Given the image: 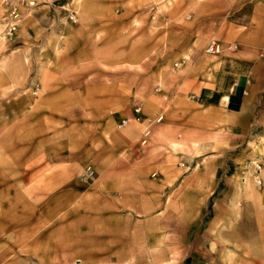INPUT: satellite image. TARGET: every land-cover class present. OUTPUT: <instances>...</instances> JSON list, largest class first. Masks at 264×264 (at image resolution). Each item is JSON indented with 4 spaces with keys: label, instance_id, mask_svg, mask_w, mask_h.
I'll use <instances>...</instances> for the list:
<instances>
[{
    "label": "rangeland",
    "instance_id": "obj_1",
    "mask_svg": "<svg viewBox=\"0 0 264 264\" xmlns=\"http://www.w3.org/2000/svg\"><path fill=\"white\" fill-rule=\"evenodd\" d=\"M30 1L0 0V213L25 218L0 230V264H264L257 154L180 191L233 151L188 104L264 0ZM223 61L214 97L239 67Z\"/></svg>",
    "mask_w": 264,
    "mask_h": 264
},
{
    "label": "crops",
    "instance_id": "obj_2",
    "mask_svg": "<svg viewBox=\"0 0 264 264\" xmlns=\"http://www.w3.org/2000/svg\"><path fill=\"white\" fill-rule=\"evenodd\" d=\"M252 18L247 31L244 33L247 45L242 50L228 51L227 55H224L225 59L229 58L230 61L233 60V63L239 66L235 69L234 82L229 86L227 94H220L217 97H214L213 94L214 91L217 93L221 91L217 82L224 67L223 60L225 59H222L218 65L210 68V72L214 70V79L208 83L204 81L202 85L206 88L209 87L211 94L206 95L207 97H203L202 100L197 95L189 101L191 104H188L193 108L189 111L193 118H210V124L217 129V135L219 133L225 134L229 138L228 143H233L231 147L227 145V151H233L228 153L227 159L217 157L215 160H210L205 168L200 169L199 167V170L195 168L183 182L196 183L199 181V186L184 184L180 191L192 188L203 189L206 181L202 180H207L208 173L212 175L211 181H213V177L218 180L219 167L223 168L227 164L238 165L245 156L257 154L264 163V24H262L264 15L259 9ZM259 46L262 48L256 53ZM216 86L218 89H215ZM178 99L179 97H172L171 99L169 97L168 104L170 105ZM168 108L170 113L175 112L179 115L183 113L182 110L175 109L174 106L170 105ZM250 149L252 150L250 151ZM238 169V166H235V171L228 177L225 174L219 179L236 181L239 176ZM54 176L57 175L53 174L49 179L55 180ZM262 176H264V171H262ZM191 200L189 203L186 200V205L190 204ZM24 219L22 214H10L8 211H3L0 213V230L4 231L10 225H16Z\"/></svg>",
    "mask_w": 264,
    "mask_h": 264
},
{
    "label": "built area",
    "instance_id": "obj_3",
    "mask_svg": "<svg viewBox=\"0 0 264 264\" xmlns=\"http://www.w3.org/2000/svg\"><path fill=\"white\" fill-rule=\"evenodd\" d=\"M23 1V0H21ZM33 0H31L29 3V5L33 4ZM20 16L19 13L17 11V7L13 6L11 7V9L9 10V14L5 23V34L6 35H11L12 33H14L17 29V22L19 20ZM207 52L209 53H218L219 52V46L218 44H216L215 42H210L207 46ZM135 112L138 114L137 116V120H140V115H139V109H134ZM162 119V116H158L156 118V121H160ZM122 123H125L124 120H122ZM150 130L148 128H146V130L143 133V143L146 142V137L149 135ZM250 168H251V176L253 177L254 181L256 182V184L260 185L261 184V177H260V172H261V164L256 162V161H251L249 164Z\"/></svg>",
    "mask_w": 264,
    "mask_h": 264
},
{
    "label": "bare ground",
    "instance_id": "obj_4",
    "mask_svg": "<svg viewBox=\"0 0 264 264\" xmlns=\"http://www.w3.org/2000/svg\"><path fill=\"white\" fill-rule=\"evenodd\" d=\"M261 185V184H260Z\"/></svg>",
    "mask_w": 264,
    "mask_h": 264
},
{
    "label": "trees",
    "instance_id": "obj_5",
    "mask_svg": "<svg viewBox=\"0 0 264 264\" xmlns=\"http://www.w3.org/2000/svg\"><path fill=\"white\" fill-rule=\"evenodd\" d=\"M230 106V105H229Z\"/></svg>",
    "mask_w": 264,
    "mask_h": 264
}]
</instances>
